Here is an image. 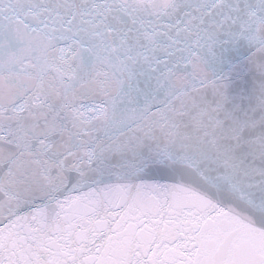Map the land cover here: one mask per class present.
<instances>
[{"label": "snow or ice", "instance_id": "snow-or-ice-1", "mask_svg": "<svg viewBox=\"0 0 264 264\" xmlns=\"http://www.w3.org/2000/svg\"><path fill=\"white\" fill-rule=\"evenodd\" d=\"M0 264H264V0H0Z\"/></svg>", "mask_w": 264, "mask_h": 264}]
</instances>
